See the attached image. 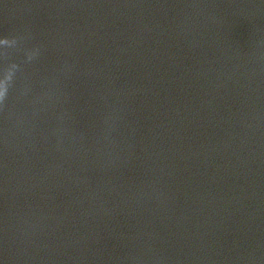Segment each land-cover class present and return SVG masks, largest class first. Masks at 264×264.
Returning <instances> with one entry per match:
<instances>
[{"label": "water", "instance_id": "95a60500", "mask_svg": "<svg viewBox=\"0 0 264 264\" xmlns=\"http://www.w3.org/2000/svg\"><path fill=\"white\" fill-rule=\"evenodd\" d=\"M53 264H264V55L160 142Z\"/></svg>", "mask_w": 264, "mask_h": 264}]
</instances>
